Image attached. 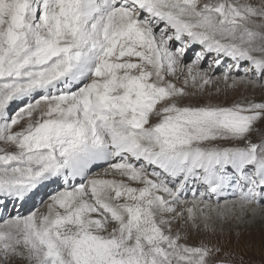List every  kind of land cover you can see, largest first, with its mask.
Wrapping results in <instances>:
<instances>
[{"label":"snow or ice","instance_id":"obj_1","mask_svg":"<svg viewBox=\"0 0 264 264\" xmlns=\"http://www.w3.org/2000/svg\"><path fill=\"white\" fill-rule=\"evenodd\" d=\"M261 210L264 0H0V264H234Z\"/></svg>","mask_w":264,"mask_h":264},{"label":"rangeland","instance_id":"obj_2","mask_svg":"<svg viewBox=\"0 0 264 264\" xmlns=\"http://www.w3.org/2000/svg\"><path fill=\"white\" fill-rule=\"evenodd\" d=\"M254 2H258V0H254ZM189 56H191V53H189ZM204 67H207L206 63ZM239 94V92H230L227 96H225L222 93L218 98L214 97L213 102L225 100L230 102L231 100L236 99ZM247 94L251 95L252 93L249 92ZM254 95L257 99H259L261 97V92L257 90ZM206 98L207 94L202 97V99ZM256 138L257 137L254 134L253 139ZM257 215V219L252 220L251 218L252 221H249V224L256 223L257 227L252 226L248 229V227L245 228L238 225L239 228L236 227V229H234L232 225L226 226L222 234L218 231L214 236L203 238L210 239L212 243L218 244L220 247L230 252L232 254L234 264H264V210L259 211ZM248 216L251 217V215ZM201 238V236L193 234L189 238L188 242L195 244L198 243ZM18 263L21 264V262L17 261L16 264Z\"/></svg>","mask_w":264,"mask_h":264},{"label":"bare ground","instance_id":"obj_3","mask_svg":"<svg viewBox=\"0 0 264 264\" xmlns=\"http://www.w3.org/2000/svg\"><path fill=\"white\" fill-rule=\"evenodd\" d=\"M257 216H258L257 214H256L255 216H252V215H251V217H249V216L247 217V216H246V217H245V220H244L242 223H233L232 226H233L234 229H236V227H238V225H241V226H243V227H245V228L248 227V229H250L252 226H253V227H254V226L257 227V224H256V223H253V224L250 223V224H249V221L251 220V218H252V220H255V219L258 218ZM261 219H262V218H261ZM252 220H251V221H252ZM246 222H248V223H246ZM258 222H259V221H258ZM243 223H244V224H243ZM238 228H239V227H238ZM18 264H19V263H18Z\"/></svg>","mask_w":264,"mask_h":264}]
</instances>
